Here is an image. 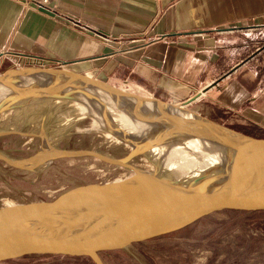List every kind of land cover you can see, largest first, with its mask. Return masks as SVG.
Returning <instances> with one entry per match:
<instances>
[{"label":"rangeland","instance_id":"obj_1","mask_svg":"<svg viewBox=\"0 0 264 264\" xmlns=\"http://www.w3.org/2000/svg\"><path fill=\"white\" fill-rule=\"evenodd\" d=\"M244 39L246 40L244 52L237 59V61H242L241 65L236 71H231L233 74L230 77L229 73L223 76V86L229 85L233 81L236 86H240L238 84L240 83L243 87L250 89L251 95L255 98L259 96V99L246 101L243 106L233 108V110L223 108V116H220L219 109L216 108H213V113L208 112V115L216 119L213 121L234 132L253 137H264V27L249 31ZM23 60L12 62L5 59L0 68V76L8 71L19 69L62 71L69 68L78 69L80 74L88 76L90 80L76 84L72 93L67 92L58 96H55L54 93H45L38 87L34 89L21 88L19 81L16 83L19 89L17 88L14 93L7 96L4 102L1 101L0 154L20 163H27L42 152L44 148L42 142L45 140L46 144L52 145V149L49 150L58 149L61 153L54 157L51 163L35 165V167H13L0 161V206L23 198L29 200L20 209L29 207L31 204L53 205L58 203V200L46 197L47 193L45 192H58L57 194L64 197L63 190L53 189L56 186L120 181L128 170L126 165L115 161H124L128 163V166L138 161V168L145 170L139 163L141 154L138 155L139 158L129 157L124 160L123 157L126 154L124 142L112 138L113 133L130 138L132 134L127 130L128 123L121 119H118L117 123L107 120L103 122L105 123L104 127L100 128L95 120L98 111L93 108L90 112L92 111L94 115L90 112L83 114L76 106L80 101V104H84L85 97H88L84 91H80V88L90 89L93 84L97 83L116 85L104 76L96 75L86 69L84 63L59 64L45 60H37L38 62ZM42 87L48 90L46 86ZM116 87L148 97L143 93L132 92L121 86ZM81 94L84 95L81 96ZM53 100L55 101L53 102ZM57 100L60 102H56ZM250 102L253 103L249 104ZM19 103L21 106L18 105ZM57 105L59 106L57 107ZM101 110L104 111L102 119L105 120L108 118V112L101 108L98 112L100 115ZM58 125H60L59 127L63 126L62 128L66 132L62 128L59 129ZM15 130L16 132H13ZM41 132L46 138L42 136ZM113 141L115 143H112ZM150 142L147 144H155L152 143V140ZM144 145L142 146H149ZM24 159L25 161H23ZM139 179L140 176L137 175L135 181ZM101 256L105 264H264V211H224L212 214L171 234L134 244L127 249L106 252ZM0 264L94 263L82 258L56 257L26 258L0 262Z\"/></svg>","mask_w":264,"mask_h":264},{"label":"crops","instance_id":"obj_2","mask_svg":"<svg viewBox=\"0 0 264 264\" xmlns=\"http://www.w3.org/2000/svg\"><path fill=\"white\" fill-rule=\"evenodd\" d=\"M261 27L264 0H50L47 8L0 0V68L5 59L84 63L165 102L199 94L186 108L216 120L213 108L223 116L259 99L240 83L223 86V76L241 65L245 35Z\"/></svg>","mask_w":264,"mask_h":264},{"label":"water","instance_id":"obj_3","mask_svg":"<svg viewBox=\"0 0 264 264\" xmlns=\"http://www.w3.org/2000/svg\"><path fill=\"white\" fill-rule=\"evenodd\" d=\"M27 70L30 69L17 71L24 73ZM93 86L125 96L148 98L113 85L97 83ZM198 96L196 94L178 106L154 98L163 104L184 108L196 119L214 123L234 134L220 144L223 160L202 172L196 191L172 183L155 190L147 186L142 199L129 205L131 203L127 200L132 196L135 177L143 173V170L137 169L138 162L135 161L127 167L128 172L120 181L53 188L63 190L64 197L58 192H45L46 197L57 199L58 203L44 208L47 218L37 223H28L15 214L29 199L3 204L0 206V262L65 257L90 258L94 264H105L101 256L103 253L127 249L134 244L171 234L206 216L224 211H264V187H253L249 183L256 173L264 172L261 167L264 164V137L234 132L187 109L186 105ZM141 153L139 151L138 155ZM0 161L25 168L2 156ZM153 199L164 200L165 203L149 208ZM122 201L124 205L118 208Z\"/></svg>","mask_w":264,"mask_h":264},{"label":"bare ground","instance_id":"obj_4","mask_svg":"<svg viewBox=\"0 0 264 264\" xmlns=\"http://www.w3.org/2000/svg\"><path fill=\"white\" fill-rule=\"evenodd\" d=\"M70 70L72 69L65 68L62 71L30 69L24 73H19L18 71L6 73L0 78V103L4 102L7 96H10L17 90L18 87L16 86V83L19 81L22 86L21 88L34 89L35 87L43 88L42 86H46L48 91H51L55 96H58L67 92L72 93L76 84L84 83L90 80L88 76L80 74L78 69H73L72 71ZM80 91H84L87 94L86 96H88H84L87 102L84 101V104H80V101L78 103L79 105H76L81 110V113H89L93 108L98 112L101 108L108 112V114L106 113L108 118L105 120L102 119L104 111L101 110V115L98 114V112L96 113L97 115L95 116H97V119L95 120H97V126L100 128L104 127L105 123L103 122L107 120L111 121L112 123H117L118 119H121L128 123L127 130L132 134L130 138H126L125 135H118L117 133L112 134V138L123 141L126 146V154L125 157H123L124 160H127L129 157H138L139 151H142L140 158H138L140 159V166L142 165L145 170H143V176L142 174H138L140 179L134 182V186L132 187V196L127 200V202L129 201V203H131L129 205H132L134 202L142 199L147 186H151L150 190H155L156 188H162L163 186L167 187L172 183L188 186V188L192 191H196L202 172L206 168L214 165L216 162L223 160V151H221L223 148L220 144L225 140L231 139L234 135L232 132L222 128L219 125L196 119L191 115V113H189V111L185 110L184 108L163 104L154 98L148 97L147 99H139L137 97L125 96L100 86H92L90 89L80 88ZM82 95L84 94H81V96ZM55 100H53V102ZM56 102L60 101L57 100ZM18 105H20V103ZM58 106L59 105H57V107ZM176 106L178 105L176 104ZM38 112L40 111L38 110ZM90 113L92 114V111ZM59 114L61 115V113ZM61 118L63 117L61 116ZM59 126L60 125H58L59 129L63 127ZM63 129L64 128H62V130ZM80 129L79 132L81 131ZM13 132H16V130ZM42 136L46 138L45 135L42 134ZM150 140H152V143L155 144H147L151 143ZM45 142L46 140L42 142L44 143L43 145L45 149L43 148L40 154L33 157L31 161H27V163L14 161L11 158L4 157L2 154H0V156L13 161L20 167H35V165L41 166L46 163L49 164L52 162L51 160L54 157L61 153V151L58 149L49 150L52 149V145L49 143L46 144ZM112 143L115 142L113 141ZM144 144L149 146L143 147L142 145ZM47 148L48 150H46ZM23 161H25V159ZM115 162L128 167V163L124 161ZM261 167L264 168V164ZM137 169H140L138 168V165ZM249 183H251L253 187H264V172L256 173L254 177H251ZM163 203H165L164 200L159 202L158 200L153 199L149 202L148 206L149 208H153L160 206ZM123 205L124 201H122V203L117 206L120 208ZM51 206L52 205L44 206L40 204H31L29 207L24 209H18L15 214L19 215L18 217H23V220L27 221L28 223L33 224L47 218V215L43 211Z\"/></svg>","mask_w":264,"mask_h":264},{"label":"built area","instance_id":"obj_5","mask_svg":"<svg viewBox=\"0 0 264 264\" xmlns=\"http://www.w3.org/2000/svg\"><path fill=\"white\" fill-rule=\"evenodd\" d=\"M26 4H33L39 7L47 8L49 6L50 0H25ZM101 36V34H98Z\"/></svg>","mask_w":264,"mask_h":264},{"label":"trees","instance_id":"obj_6","mask_svg":"<svg viewBox=\"0 0 264 264\" xmlns=\"http://www.w3.org/2000/svg\"><path fill=\"white\" fill-rule=\"evenodd\" d=\"M82 259H85V260H87V261H91L90 258H82Z\"/></svg>","mask_w":264,"mask_h":264}]
</instances>
